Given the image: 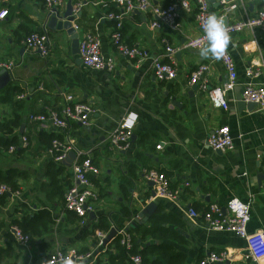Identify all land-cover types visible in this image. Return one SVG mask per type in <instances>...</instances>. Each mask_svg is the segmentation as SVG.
<instances>
[{"label": "crops", "instance_id": "1", "mask_svg": "<svg viewBox=\"0 0 264 264\" xmlns=\"http://www.w3.org/2000/svg\"><path fill=\"white\" fill-rule=\"evenodd\" d=\"M151 1L156 7L165 8L178 0ZM189 1L192 9L180 11L177 30L168 27L153 29L151 13L135 12L123 20L124 40L130 46L144 49L150 57H161L167 62V46L179 50L174 54L177 78L162 83L153 75L151 60L132 63L112 46L110 37L116 22L107 16L122 12L115 0H90L81 17L74 22V26L79 27V41L87 32L100 37L103 55L115 62L113 72L91 71L81 61L78 63L79 56L72 54L66 32L47 28L52 48L45 58L24 47L25 38L46 25L43 0H8L0 5V11L8 10V15L0 20V63H14L11 73L13 85L21 87L25 95L23 108L19 111L22 124L13 134L19 140L30 135L29 147L19 154L10 155L5 167V170L17 168L27 177L19 181L20 199L9 196L5 205L0 204V264H39L56 249H86L95 254L94 264H110L109 256L118 252L113 242L118 235L107 247L98 245L96 232L85 235L101 214L108 216L110 230L127 229L137 239L139 250L167 244L173 254L180 252L186 255L182 264H198L210 253L227 251L229 262L248 264L243 260L246 241L232 233L211 231L201 215L212 203L226 205L235 198L250 199L248 232H264V110L259 107L247 110L239 106L242 89L248 82L246 71L254 63L261 65L262 74L253 82L264 81V33L244 31L231 37L228 49L236 65L237 86L227 96L228 109L217 108L206 93L197 90L192 96L188 95L192 88L189 86L190 74L201 65L209 66L211 87L221 86L227 81V73L217 58H202L199 49H183L187 41L199 34L196 6L193 0ZM68 4L60 10L66 11ZM210 4L212 14L217 17L223 15L218 0H210ZM232 4L238 8L229 13V23L264 10V0H232ZM68 95L76 101L91 103L96 109L89 127L72 124L68 130L79 150L92 152L93 162L100 170V174L92 179L100 197L95 205L96 218L90 220L89 216L84 225L81 221L66 224V213L71 211L65 209L64 201L54 197V190L47 186L46 166L51 159L45 139L51 135L53 139L59 138L60 132L30 120L31 115L58 110ZM174 97H177L178 106L172 100ZM12 114V106L0 102V122L10 120ZM127 118L134 120L136 139L129 150L116 152L109 144V137ZM222 126L229 127L235 147L219 153L208 147L207 139ZM142 135L148 136L142 140ZM159 144L162 149L157 150ZM17 162L20 165L14 164ZM63 166L66 172L61 176V182L67 189L73 182L71 165ZM102 168L106 169L104 177H101ZM114 169H118L120 176L114 175ZM147 170L165 174L172 188L182 189L179 201L151 197L154 190L143 178ZM116 179L115 191H106L105 188ZM186 183L188 188H185ZM107 196L110 197L108 202ZM150 202L157 205L155 213L141 226H131L135 217H127L123 210L130 214L132 210L135 215ZM44 206L50 207L57 216L56 224L42 238H33L31 245L24 249L11 234L12 220L20 219L24 212H35ZM189 210H195L200 217H190ZM156 214H162L168 220L155 225L152 218ZM156 227H165L169 232L164 238L142 237L143 231ZM149 260L156 264H169V256L164 257L159 251L150 255ZM122 264L131 263L129 260Z\"/></svg>", "mask_w": 264, "mask_h": 264}, {"label": "built area", "instance_id": "2", "mask_svg": "<svg viewBox=\"0 0 264 264\" xmlns=\"http://www.w3.org/2000/svg\"><path fill=\"white\" fill-rule=\"evenodd\" d=\"M8 0H0V5ZM196 6L195 19L197 22L199 34L194 39L187 41L183 45V49H199L207 44L204 38L203 23L211 12L210 0H193ZM222 8L223 15L218 18L223 19L229 13L238 8V5L232 4V0H218ZM67 2L72 3L73 13L77 15L81 13L90 0H43L46 16L54 15L57 11L66 5ZM116 5L122 10L120 14L110 13L107 18L116 22L115 30L111 34V43L115 50L125 59L135 64H140L145 60H151V69L155 79L162 82H170L177 78L178 68L174 60V54L179 51L171 46H167L166 52L169 60L164 62L161 57H150L144 49L138 46H130L124 40L122 34L123 20L125 16L132 15L135 12L151 13L153 21L151 27L160 29L168 27L172 30L179 29L180 24L178 18L181 10L191 11L192 6L189 0H178L165 8H159L153 5L151 0H115ZM8 15V10L0 11V20ZM79 32V27L74 26ZM226 31L232 37L235 34L244 31L255 33L260 31L264 33V10H261L253 16L243 20L229 23L225 27ZM102 42L96 33L87 32L79 41V59L82 65L91 71H108L115 70V62L113 59L105 57L102 53ZM24 47L27 50L37 52L41 57H47L52 48L49 31L46 25L39 32H33L24 40ZM246 50L249 47H245ZM223 65L227 73V81L217 87L209 85L208 73L209 66L201 65L190 74L189 86H196L197 90L206 93L212 104L220 109H228L227 96L233 93L237 86V70L234 59L227 48L226 51L217 58ZM261 65L254 63L246 71L248 82L245 83L241 98L245 103L255 104L261 110H264V81L262 83H254L253 80L260 77L262 72L259 69ZM15 65L13 62H1L0 70H6L12 73ZM256 67V68H255ZM25 95H20L18 99H24ZM96 109L93 104L87 102L76 101L73 96L65 97L64 104L58 110H47L37 115H31L30 120L39 123L42 127H52L60 132L61 137L52 140L47 154L50 159L57 165H63L69 153L74 152L75 158L71 162L72 184L66 189L64 195V207L66 210L73 212L81 219L84 225L91 213H95V205L98 204L100 197L92 179L100 174L99 168L94 164L91 151L79 150L74 141L71 140L68 130L72 124H79L82 127H89L92 117ZM134 120L127 118L122 121L118 129L110 135L109 144L116 152H124L132 147V137L134 135ZM1 135V132H0ZM242 138V136H239ZM22 149L29 147V141L26 136H22L19 140ZM208 147L217 152H226L234 149L235 141L231 135L228 126H222L216 129L207 139ZM162 149L159 144L157 150ZM17 146H11L7 152L14 154ZM145 183H153V190L156 196L177 202L182 194V189H174L165 174L156 170H147L144 173ZM189 184H185L188 188ZM9 194L11 198H21L19 190L12 191L9 187L0 186V194ZM252 198V197H251ZM189 216L192 218L200 217L195 210H189ZM204 222L208 225V229L215 232H228L244 239L247 244L246 253L243 260L248 264H264L262 254H264V232L260 231L255 234H249L248 224L251 219V200L243 201L235 198L220 205L216 203L209 204L207 209L202 213ZM11 234L15 241L22 247L28 248L33 237L24 234L18 227L10 228ZM116 235L120 238V244L127 251L133 248V237L127 229H116ZM108 232L96 231L98 245L102 246ZM229 254L227 251L218 253H210L202 258L198 264H235L229 262ZM95 254L93 252L78 253L76 249L62 251L56 249L49 257L39 264H94ZM131 264H144L140 254H132L130 256Z\"/></svg>", "mask_w": 264, "mask_h": 264}, {"label": "trees", "instance_id": "3", "mask_svg": "<svg viewBox=\"0 0 264 264\" xmlns=\"http://www.w3.org/2000/svg\"><path fill=\"white\" fill-rule=\"evenodd\" d=\"M20 95H24V90L17 86L13 85V82L10 83L7 88L1 91V99L0 102L2 104H7L12 106L13 114L10 120H6L0 122V152L1 150H8L11 146H17V150L14 154H19L23 152L25 149H22L19 143V139L17 135H14L13 132L16 128H19L22 124V116L19 111L23 108V100H18L17 98ZM26 134V133H24ZM43 136V135H41ZM148 135H142L141 139L145 140ZM28 141L30 140V135H27ZM54 137L51 135L45 139L46 146L49 147L52 139ZM30 142V141H29ZM66 172V168L63 165H57L52 160L46 166V178H47V186L54 190V197L60 199V201H64V195L66 189L61 182V176ZM27 175L25 172L17 169V168H8L6 170L0 171V186L5 185L9 187L12 191H17L20 189V180L26 179ZM9 194H0V204L5 205L8 202ZM23 206L26 207L25 204ZM127 212V217H131V214L128 213L127 210H123ZM66 224H74L77 221H81L79 217H77L72 212H67ZM77 217V218H76ZM57 216L52 213L50 207L44 206L38 209L35 212H24L20 219L12 220V226L18 227L24 234H27L33 238H42L46 235L52 226L56 224ZM152 220L154 224H160L161 222H165L168 219L165 218L162 214H156ZM96 231L108 232L110 231L109 218L106 214H101L97 219L96 223H93L90 230H86L85 235H93ZM169 230L165 227H156L150 230H145L142 232V237H146L148 235L159 238H164L168 234ZM115 249L118 251L117 254H111L109 256L110 264H122L126 261L130 260V256L132 254H140L143 258L144 264H156L155 262H150L149 256L156 253L161 252L164 257L169 256V264H182L185 262L186 255L184 253H172L171 246L167 244H159V245H151L148 248L139 250V245L137 243V239L133 238V248L130 251H127L120 244V238H116L113 240ZM112 242V243H113ZM86 249L79 250L78 253H85ZM1 254V253H0ZM1 255H0V263H1ZM34 264V263H33ZM36 264V263H35Z\"/></svg>", "mask_w": 264, "mask_h": 264}, {"label": "water", "instance_id": "4", "mask_svg": "<svg viewBox=\"0 0 264 264\" xmlns=\"http://www.w3.org/2000/svg\"><path fill=\"white\" fill-rule=\"evenodd\" d=\"M232 12L234 11H231V13ZM80 17H81V13L74 15L73 6H72V3L70 2L67 5L66 11L64 12L57 11L54 15L46 16V27L50 31L66 32L69 40L71 41V50H72L71 52L73 55L79 54V33L76 31L74 27V22L76 21V19ZM222 21H223L224 27H226L228 24V16L224 17ZM78 63H80V60H78ZM12 80H13L12 74L9 71L2 70L0 72V90L9 86ZM196 91H197V87L193 86L188 95L192 96V94L195 93ZM176 99L177 97H174L172 100L174 101L175 106H178L179 104L176 101ZM239 101H240L239 106H241L242 108H247V110H250L256 107L255 104L243 102L241 96L239 98ZM135 139H136V136L133 135L132 143L135 142ZM218 152L220 153V151ZM74 158H75V153L74 152L69 153L68 157L63 162V165L70 166ZM148 186L153 187V183H148ZM151 197L156 198L155 191L151 192ZM156 210H157V205L154 202H150L149 204H147L141 212L135 213V215H134V212L131 210V215L135 217L131 223V226L133 227L141 226L143 223L148 221L149 217L152 216ZM95 218H96V214L91 213L90 220H94ZM116 232L117 231L115 228H112L110 230L107 237L103 241V244H102L103 247H107V245L114 238V236H116Z\"/></svg>", "mask_w": 264, "mask_h": 264}, {"label": "clouds", "instance_id": "5", "mask_svg": "<svg viewBox=\"0 0 264 264\" xmlns=\"http://www.w3.org/2000/svg\"><path fill=\"white\" fill-rule=\"evenodd\" d=\"M204 38L207 44L199 48V55L202 58H219L228 48L231 37L226 31L222 19L215 14H209L203 25Z\"/></svg>", "mask_w": 264, "mask_h": 264}, {"label": "rangeland", "instance_id": "6", "mask_svg": "<svg viewBox=\"0 0 264 264\" xmlns=\"http://www.w3.org/2000/svg\"><path fill=\"white\" fill-rule=\"evenodd\" d=\"M10 155H12V154H9L5 150H2V153L0 154V168H3L2 170H5L6 164L10 161ZM14 164L15 165H20L19 162L14 163ZM115 174L117 175V177L120 176V172L118 171V169H114V175ZM104 176H106V169L105 168H102L101 177H104ZM116 181H117V179L110 186H107L105 188V190L106 191L107 190H109V191H115V189H116ZM19 191H21V190L19 189ZM105 198L107 199V202H108V199L110 197L107 196Z\"/></svg>", "mask_w": 264, "mask_h": 264}]
</instances>
